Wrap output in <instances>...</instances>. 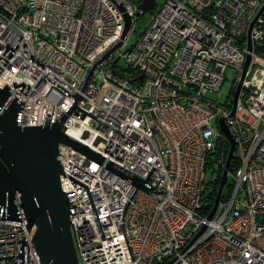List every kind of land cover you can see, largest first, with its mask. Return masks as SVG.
Listing matches in <instances>:
<instances>
[{
	"label": "built area",
	"instance_id": "1",
	"mask_svg": "<svg viewBox=\"0 0 264 264\" xmlns=\"http://www.w3.org/2000/svg\"><path fill=\"white\" fill-rule=\"evenodd\" d=\"M141 1L0 0V110L18 101L20 129L66 114L61 131L101 157L56 147L78 264H264V0L155 2L127 47ZM219 119L237 165L206 219ZM17 197V219L0 204V264H39Z\"/></svg>",
	"mask_w": 264,
	"mask_h": 264
},
{
	"label": "water",
	"instance_id": "2",
	"mask_svg": "<svg viewBox=\"0 0 264 264\" xmlns=\"http://www.w3.org/2000/svg\"><path fill=\"white\" fill-rule=\"evenodd\" d=\"M154 6L155 0H142L137 8L141 12H146L153 9ZM263 9L264 4L258 13ZM138 14L137 11L135 15L138 16ZM128 26L129 18L125 17L120 39L124 36ZM119 44L120 41H117L94 63L92 68ZM247 50H250L248 38ZM248 62L249 55L246 54L241 68L240 81L245 74ZM92 68L89 70L82 88L86 85ZM140 78L138 77L137 80L140 81ZM240 81L233 92L230 114L233 113ZM8 96L7 87H0V107L6 102ZM19 105L20 103L12 98L7 106L0 110V204L6 203L7 218L17 219L13 198L15 192L18 194V206L21 208L26 228L34 227L31 243L39 264H78L69 232L68 202L58 183V175L61 170L56 159V147L58 143H64L97 161H101V157L61 131L66 114L51 123L45 121L42 125L26 126L20 129L15 122ZM83 115L84 113L81 114V117ZM218 124L228 141V150L206 219L211 218L215 210L226 180L229 164L233 158V139L222 119L218 120ZM219 149L220 142L217 144V151ZM130 182L136 187L145 189L142 181L136 177H131Z\"/></svg>",
	"mask_w": 264,
	"mask_h": 264
},
{
	"label": "rangeland",
	"instance_id": "3",
	"mask_svg": "<svg viewBox=\"0 0 264 264\" xmlns=\"http://www.w3.org/2000/svg\"><path fill=\"white\" fill-rule=\"evenodd\" d=\"M155 2L157 4H159L161 2V0H155ZM151 14L150 12H145L143 13L142 15H139L135 18L134 20V24H133V27H134V31H130L128 36H127V39H126V45L125 46H129L131 45L136 37L140 34V32L144 29L147 21L149 20ZM117 63L119 65H123V62L119 59L117 61ZM228 70L225 71V74L227 73ZM229 85H232V80L230 78H225L224 79V86H223V91L222 93L218 96V100L219 102H222L223 99L225 98V93L229 87ZM209 176V171H207V173L205 174V177L206 179L208 178ZM225 190V188L223 189V191Z\"/></svg>",
	"mask_w": 264,
	"mask_h": 264
},
{
	"label": "trees",
	"instance_id": "4",
	"mask_svg": "<svg viewBox=\"0 0 264 264\" xmlns=\"http://www.w3.org/2000/svg\"><path fill=\"white\" fill-rule=\"evenodd\" d=\"M236 165H237L236 161L234 159H232L230 164H229V168H228L229 172L233 171L235 169ZM217 183H218V178L216 179L214 185L212 186L211 192L207 196L206 200L208 201V203H212V201H213L214 193H215L216 188H217ZM261 220L264 223V216L261 218Z\"/></svg>",
	"mask_w": 264,
	"mask_h": 264
}]
</instances>
